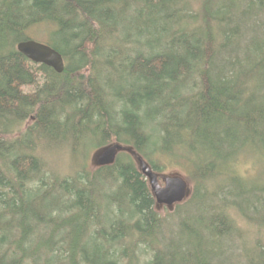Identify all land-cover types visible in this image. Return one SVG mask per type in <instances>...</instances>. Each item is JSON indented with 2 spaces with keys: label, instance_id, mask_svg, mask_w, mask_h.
Listing matches in <instances>:
<instances>
[{
  "label": "trees",
  "instance_id": "16d2710c",
  "mask_svg": "<svg viewBox=\"0 0 264 264\" xmlns=\"http://www.w3.org/2000/svg\"><path fill=\"white\" fill-rule=\"evenodd\" d=\"M42 27L62 72L17 48ZM113 143L153 170L187 155L190 202L162 215L127 152L49 163ZM249 147L264 156V0H0V264H264Z\"/></svg>",
  "mask_w": 264,
  "mask_h": 264
},
{
  "label": "rangeland",
  "instance_id": "374dc122",
  "mask_svg": "<svg viewBox=\"0 0 264 264\" xmlns=\"http://www.w3.org/2000/svg\"><path fill=\"white\" fill-rule=\"evenodd\" d=\"M47 28H39L36 30H33L32 33H30V36L32 39L39 41V42H46V36H47ZM252 147H249L246 149L247 152H245L247 156L242 155L237 163V169L238 171L244 175V177H246L247 179H249L250 181L253 180L254 182H260V183H264V156H262L258 151H250ZM100 149H87L86 151L82 152L79 150V152H77V155H69L68 153H66V151H61L60 154L62 155H58L55 152H50V154H48L49 156V163L52 164V166H54L55 169H58V171H68L70 170L72 167H76L74 166L77 165V163L79 165L84 164V162H87V164H89L90 167H97L94 156L96 155V153H98ZM122 152H127L129 154H131V157L133 158L134 162L138 165V167L141 170V165L140 162L138 160V156H142L139 152H136L135 149H133L132 147H124L123 150H121ZM120 151V152H121ZM58 152V151H57ZM251 152H255L258 154H254ZM178 153L181 155V151L178 150ZM176 155H169V154H162V153H158L156 156L155 154L153 155V159H156V162L159 164L160 168L158 170H154L157 175H158V179L159 182L162 186L165 185V178L168 176H181L183 178L186 179V181L189 183L190 186V196L182 203L176 204L173 207H169L167 205H163V204H159L156 203L157 209L160 211V213L162 215H168V213H172L175 212V210L177 209V205H184L187 202H190L191 197L193 196V192H196V187L198 185V182L196 181V177L194 175V165L193 162L191 160H189L190 158L186 155H181L178 156L177 153H175ZM260 154V155H259ZM144 158V157H143ZM145 159V158H144ZM145 161L149 164V162L147 161V159H145ZM191 161V162H190ZM146 177V176H145ZM147 181L149 183V186L151 188V184H150V180L149 178H147ZM203 187H205L204 184H202ZM201 186V184L199 183V191H197V193H194V198L197 194V197L195 198L197 200V198H199L198 196L200 194H202V192L204 193V189ZM208 186V184H207ZM152 190V188H151ZM198 202V200H197ZM169 210H172V212H169ZM178 212V211H177ZM175 212V214L177 213ZM174 214V213H173ZM180 215L174 217L173 219H171L169 221V225L173 224L174 228H178V224L180 222ZM240 225V224H238Z\"/></svg>",
  "mask_w": 264,
  "mask_h": 264
},
{
  "label": "water",
  "instance_id": "95a60500",
  "mask_svg": "<svg viewBox=\"0 0 264 264\" xmlns=\"http://www.w3.org/2000/svg\"><path fill=\"white\" fill-rule=\"evenodd\" d=\"M18 50L35 63H43L57 72H62L65 68L62 54L50 45L28 39L21 41L17 45ZM124 149L121 143H113L102 148L94 156L97 166L110 165L116 161L118 153ZM141 165V172L150 180L152 192L156 202L173 207L175 204L184 202L190 196V186L185 178L181 176H168L165 178V185L159 182L157 173L145 161L142 156H138Z\"/></svg>",
  "mask_w": 264,
  "mask_h": 264
},
{
  "label": "bare ground",
  "instance_id": "6f19581e",
  "mask_svg": "<svg viewBox=\"0 0 264 264\" xmlns=\"http://www.w3.org/2000/svg\"><path fill=\"white\" fill-rule=\"evenodd\" d=\"M47 44V43H46ZM152 168V167H151ZM153 169V168H152ZM236 207V206H235ZM229 208V207H228ZM236 209V208H235ZM226 211H229V210H226ZM240 212V211H239ZM232 216V215H231ZM183 217V216H182ZM243 217V216H242ZM245 218V217H244ZM246 219V218H245ZM236 220V219H235ZM248 222H249V220H248ZM241 227V226H240ZM261 235H262V233H261ZM261 235H259V236H261ZM264 235V234H263ZM255 236V235H254ZM262 239H263V237H262ZM264 242V241H263ZM254 244V243H253ZM254 246V245H253ZM255 249V248H254ZM259 249V248H258ZM257 258V257H256Z\"/></svg>",
  "mask_w": 264,
  "mask_h": 264
},
{
  "label": "flooded vegetation",
  "instance_id": "af4514ba",
  "mask_svg": "<svg viewBox=\"0 0 264 264\" xmlns=\"http://www.w3.org/2000/svg\"><path fill=\"white\" fill-rule=\"evenodd\" d=\"M165 182V181H164ZM157 203V202H156Z\"/></svg>",
  "mask_w": 264,
  "mask_h": 264
}]
</instances>
